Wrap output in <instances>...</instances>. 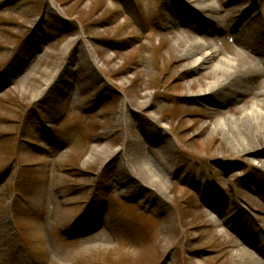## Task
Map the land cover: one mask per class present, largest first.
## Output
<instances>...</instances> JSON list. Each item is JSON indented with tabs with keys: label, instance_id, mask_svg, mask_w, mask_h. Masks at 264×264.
I'll list each match as a JSON object with an SVG mask.
<instances>
[{
	"label": "rangeland",
	"instance_id": "1",
	"mask_svg": "<svg viewBox=\"0 0 264 264\" xmlns=\"http://www.w3.org/2000/svg\"><path fill=\"white\" fill-rule=\"evenodd\" d=\"M136 4L163 7L161 26L138 28L142 18L124 0H16L0 14L2 65L30 31L28 43H41L0 92V264H264V247L242 233L236 208L190 195L194 175L214 177L212 190L231 188L223 201L234 199L264 227V183L243 180L250 167L264 171V0ZM195 41L217 50L199 69L188 54ZM231 72L237 78L223 85ZM51 109L46 124L66 116L61 140L40 157L20 131L28 113ZM19 142L18 157L39 166L17 177ZM180 155L199 167H189L187 181ZM141 164L152 166L144 178L158 189L137 174ZM96 185L112 191L114 211L89 219L85 233H58L85 213L83 205L65 207L66 187L84 198ZM21 190L35 216L29 242L12 220ZM121 195L154 210L122 206L120 214Z\"/></svg>",
	"mask_w": 264,
	"mask_h": 264
},
{
	"label": "bare ground",
	"instance_id": "2",
	"mask_svg": "<svg viewBox=\"0 0 264 264\" xmlns=\"http://www.w3.org/2000/svg\"><path fill=\"white\" fill-rule=\"evenodd\" d=\"M206 47L208 48V45ZM206 47H204L203 44H201L198 41H195L194 45L191 46V48L189 49V53H188L189 57L193 58L194 56H197V57H195L194 60H192L191 68L199 69V68L205 67L209 62H211L213 59H215L217 57V50L215 48L209 47L208 49H206ZM225 61L228 64H230V65L234 64V62L231 61V60H225ZM218 69L219 68L217 67L216 70L218 71ZM236 75H238L237 72L229 73V75L227 76L226 82H225V80L222 81L223 85L224 84L225 85H227V84L228 85H232L233 80L235 78H237ZM214 86L215 85H213V87ZM208 89H213V88H208ZM208 89H206V90L208 91ZM250 127L251 126L249 125L248 127H244V128L247 129V130L249 128V130H250ZM141 165H142L143 168H138L137 174L142 178V180L146 183V185L153 186V187H155V189H158V187L154 184V181H152V180L149 181L148 179L144 178L145 175H147L148 173H152L153 172L152 171V166L151 167H147L146 165H143V164H141ZM140 169H142L143 171L140 170Z\"/></svg>",
	"mask_w": 264,
	"mask_h": 264
}]
</instances>
